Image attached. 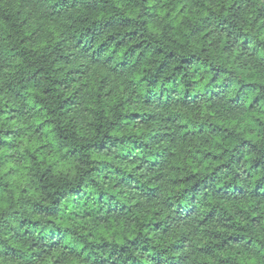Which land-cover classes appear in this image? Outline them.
I'll list each match as a JSON object with an SVG mask.
<instances>
[{
	"label": "clouds",
	"instance_id": "1",
	"mask_svg": "<svg viewBox=\"0 0 264 264\" xmlns=\"http://www.w3.org/2000/svg\"><path fill=\"white\" fill-rule=\"evenodd\" d=\"M0 264H264V0H0Z\"/></svg>",
	"mask_w": 264,
	"mask_h": 264
}]
</instances>
